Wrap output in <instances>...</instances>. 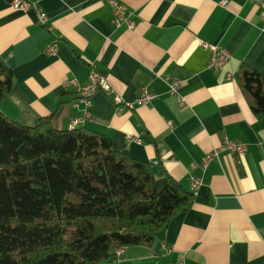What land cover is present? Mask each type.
<instances>
[{
  "label": "crops",
  "instance_id": "obj_1",
  "mask_svg": "<svg viewBox=\"0 0 264 264\" xmlns=\"http://www.w3.org/2000/svg\"><path fill=\"white\" fill-rule=\"evenodd\" d=\"M12 1L0 0V56L14 75L1 106L8 117L35 126L61 106L65 127L79 119L76 127L111 139L158 177L170 174L190 191V176L202 178L192 206L152 246L124 248L122 264H264V115L236 79L243 64L264 72L259 7L250 0L227 7L220 0H119L131 13L129 28L113 21L106 0H29L27 10ZM202 41L230 51L223 69L208 68L211 51ZM93 66L110 88L76 105ZM165 76L182 81L184 104ZM70 80L77 83L64 87ZM144 85L155 92L151 101L118 111L114 97L133 102ZM225 137L246 144V153L222 149L202 168Z\"/></svg>",
  "mask_w": 264,
  "mask_h": 264
},
{
  "label": "trees",
  "instance_id": "obj_2",
  "mask_svg": "<svg viewBox=\"0 0 264 264\" xmlns=\"http://www.w3.org/2000/svg\"><path fill=\"white\" fill-rule=\"evenodd\" d=\"M236 79L264 115V72L243 64ZM13 85L0 56V264H117L118 248L152 246L192 206L193 192L170 174L65 127L61 106L35 126L8 117Z\"/></svg>",
  "mask_w": 264,
  "mask_h": 264
},
{
  "label": "built area",
  "instance_id": "obj_3",
  "mask_svg": "<svg viewBox=\"0 0 264 264\" xmlns=\"http://www.w3.org/2000/svg\"><path fill=\"white\" fill-rule=\"evenodd\" d=\"M113 8L114 11V22L116 24H121L122 22L126 23L129 28L134 26L131 20V13L129 12L128 8L119 0H106ZM254 2L260 9L261 12V19L264 24V0H250ZM231 0H220L219 3L227 7L230 4ZM12 5L21 10H27L31 7V2L29 0H13ZM40 19L41 22L44 23L47 20V14L45 12H40ZM202 45L205 48H209L211 51V57L208 62V68L219 70L223 69L229 58L231 57L230 51L223 45L218 43H208L202 41ZM51 48V51L54 52L56 47ZM228 78H231L232 75L228 74ZM165 82L169 87V91L172 95H174L180 104L185 103V96L182 94V81L179 78L172 77V76H165ZM72 83H77L76 80H70L64 83V87H68ZM109 84L106 77L98 72L96 68L93 66L89 75V83L84 87H78L79 96L77 97L75 104H85L89 105L91 102L92 97L99 89H109ZM155 92L150 85H144L140 88L138 95L135 101L130 102L124 100L120 95H116L114 97V102L117 105L118 111H124L127 108H133L135 104H142L145 105L151 101L154 97ZM79 119L75 118L73 122L70 123V128H74L78 125ZM222 149L231 150L237 154V156H242L247 151L246 144L234 140L229 137H225L222 146L219 149L213 150L206 155L203 156L201 161V167L206 168L211 161L219 156V152ZM156 163V162H155ZM191 191L194 193L198 189V187L202 183V178L197 175H191ZM170 247L166 244L163 245V252H168ZM117 264H122V256L124 254V248H118L117 251ZM179 264H185V262H180Z\"/></svg>",
  "mask_w": 264,
  "mask_h": 264
},
{
  "label": "bare ground",
  "instance_id": "obj_4",
  "mask_svg": "<svg viewBox=\"0 0 264 264\" xmlns=\"http://www.w3.org/2000/svg\"><path fill=\"white\" fill-rule=\"evenodd\" d=\"M75 119H73L71 122H73ZM70 128V127H69ZM75 128V127H74Z\"/></svg>",
  "mask_w": 264,
  "mask_h": 264
}]
</instances>
